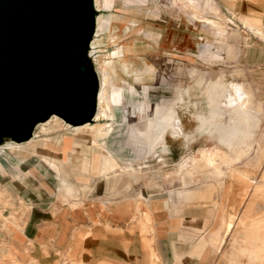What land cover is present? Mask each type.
<instances>
[{"label": "rangeland", "instance_id": "374dc122", "mask_svg": "<svg viewBox=\"0 0 264 264\" xmlns=\"http://www.w3.org/2000/svg\"><path fill=\"white\" fill-rule=\"evenodd\" d=\"M96 7L97 21L101 15L109 23L100 36L95 34V55H99V60L114 58L119 80L116 116L109 119L112 129L107 141L121 163L134 167L126 173L122 184L115 179L110 182L115 194L128 188L136 197L141 192H152L167 197L166 203L169 208L172 203L174 213L187 205H201L205 209L204 228L199 232L194 228L188 237L182 238L194 240L189 251L192 257L206 254L211 264H264V37L243 21L245 16L261 15L259 22L264 26V0H100V8L97 3ZM124 62L126 68L122 67ZM148 66L153 67L152 72L147 70ZM232 80L244 84L250 100L247 107L238 110L225 105L227 111L223 116L211 108L224 105V90ZM177 95L174 106L179 112L174 120L182 123L184 135L175 139L169 128V151L138 159L137 148L129 142L128 129L131 123L144 128L149 110L142 102L173 101ZM247 117L250 120H245ZM204 118L208 120L204 122ZM53 122L52 119L46 126ZM73 127L65 125L46 134L40 132L39 124L23 153L9 145L12 141L0 145V189L7 190L9 184L15 188L9 182V173L16 171L9 161L11 157L21 159V154L26 155L35 147L40 151L37 147L48 139L49 147L56 151L62 140L61 137L58 141L57 135L67 136L72 144L75 137L89 135L90 129L83 126L72 134ZM211 150L219 156L213 167L205 159ZM110 168V175L121 173L115 164L111 163ZM87 181L83 188L89 186ZM2 190L0 226L4 239L0 236V245L5 246L0 247V264H36L23 261L9 245V234L21 229L22 217H17L21 203L19 199L11 201L6 193L4 197ZM79 191L73 188L68 195ZM7 198L10 204L6 203ZM139 215L142 214L137 218ZM145 216L146 212L139 219L141 231L148 234L151 223ZM2 222L7 228L2 227ZM149 238L144 237L148 253Z\"/></svg>", "mask_w": 264, "mask_h": 264}, {"label": "crops", "instance_id": "0c3cea01", "mask_svg": "<svg viewBox=\"0 0 264 264\" xmlns=\"http://www.w3.org/2000/svg\"><path fill=\"white\" fill-rule=\"evenodd\" d=\"M259 18L262 20L261 15H250L243 21L246 26H252L249 28L254 33L264 37V26ZM31 140L19 143L22 146L17 148L20 153ZM37 148L40 150V145ZM32 153L38 151L32 148L26 155L21 154V159H9L16 170L9 173V182L14 183L15 188L9 184L7 192L11 201L19 199L21 205L17 217H22L21 229L9 234V242L23 261L36 264H150L144 237L154 235L152 245L159 258L158 264H211L206 254L192 257L189 251L194 240L182 239L188 237L195 226L203 224L201 218L205 209L201 205H187L174 213L172 203L170 208L166 203L167 197L141 192L148 197L154 228V232L145 234L141 231V220L137 218L140 196L130 193V188L115 194L116 189L110 183L112 179L103 177V168L94 173L90 166L83 174L79 167L82 159L75 155L72 161L61 162V178L68 179L80 190L69 196L33 162ZM15 178L22 179L25 187L20 188L13 181ZM86 179L89 186L83 188Z\"/></svg>", "mask_w": 264, "mask_h": 264}, {"label": "water", "instance_id": "95a60500", "mask_svg": "<svg viewBox=\"0 0 264 264\" xmlns=\"http://www.w3.org/2000/svg\"><path fill=\"white\" fill-rule=\"evenodd\" d=\"M97 15L95 0H0V145L29 141L54 115L94 121Z\"/></svg>", "mask_w": 264, "mask_h": 264}, {"label": "bare ground", "instance_id": "6f19581e", "mask_svg": "<svg viewBox=\"0 0 264 264\" xmlns=\"http://www.w3.org/2000/svg\"><path fill=\"white\" fill-rule=\"evenodd\" d=\"M190 1V0H189ZM192 2V1H191ZM96 3L98 7L100 6V0H96ZM193 4V2H192ZM195 4V3H194ZM100 8V7H99ZM100 14V12H99ZM109 20L104 18L103 16H98V24H97V30H96V36L100 34L105 28L108 27V22ZM252 27V26H249ZM253 30V29H252ZM100 36V35H99ZM98 39V38H97ZM97 44L96 38L92 42V47H91V52H90V61L93 64H96L95 68L99 74L100 77V91H99V97H98V103H97V112L95 114V120L97 121L95 123H87L85 125H82L83 127H87L90 129L89 135L85 136H79L78 138L74 139V142L72 144L71 139L69 140L67 136L65 135H57L56 139L59 141L60 138L62 137V140L60 141L61 143H58L59 149L55 151V149L50 148L48 141H45L42 143L40 146L42 147L40 151H38V154L43 155V157H37L34 156L33 162L37 164L47 175H50L55 183L58 184V188L64 189L66 194H70L73 191V188L76 189L74 186V183L72 184L71 181H68L66 178H61V173L59 170V164L65 161H72V159H75L73 156H78L77 159H82L81 165L79 166L80 169L83 172H87L89 170V167H92V172L96 173L100 171V169L103 168V177H105L106 180H110V178L113 181V178L118 182V183H123L126 179V173L130 172L134 167H128L126 165V162L121 163L120 159L118 158V155L110 148L108 145V136L110 135L111 132V123L109 119L115 118V113H114V105L117 102L116 97L117 94H119V88L117 86L118 84V71H117V65L115 63V60L112 56L105 58L104 60H99L98 56L95 55V45ZM106 50V49H104ZM108 54V53H107ZM212 54V53H211ZM118 59V57H117ZM98 62V63H97ZM120 63V62H119ZM118 63V64H119ZM152 64V63H151ZM124 66V67H123ZM154 66V65H153ZM123 68L127 67V64L124 62L122 65ZM121 67V68H122ZM145 67V66H144ZM132 68V67H131ZM140 69V68H139ZM148 71L153 70L152 66H148L147 68ZM146 70V71H147ZM155 70V69H154ZM126 71V70H125ZM145 71V70H144ZM124 72V71H123ZM135 72V71H134ZM139 72V70H138ZM152 72V71H151ZM148 73V72H147ZM146 73V74H147ZM150 73V72H149ZM134 74V73H133ZM137 74V73H136ZM125 75V74H124ZM150 75V74H149ZM134 77V76H133ZM204 81V80H202ZM221 81V80H220ZM228 81V80H227ZM134 83V82H133ZM202 83V82H201ZM205 83V82H204ZM141 84V83H140ZM204 85V84H203ZM149 99V98H148ZM154 99V98H153ZM179 99V96L177 95L173 101H167V102H156L154 104H151L149 101L145 100L142 102V104L147 106L149 112L147 113V120L146 123L144 124L143 127H138L137 125L131 123L129 126L128 132H129V142L133 145L134 149L137 148L138 152V159H143V157H147L149 155H152L156 152H162L165 153L169 151V144L167 141V136L166 133L169 128L172 129V136L173 138L177 139L179 136L184 135L183 132V126L181 122H175V118L178 116V109L177 107L174 106V102ZM223 99L225 100L224 105H214V108L212 107L211 109L217 111L218 113L223 114L224 112V106L228 107H236V110L238 108H244V106L247 107V103L250 100L249 93L246 91L245 86L243 83H240L238 80H235L231 82L230 86L227 87L224 90L223 94ZM211 104V102H210ZM252 105V104H251ZM210 107V106H209ZM245 107V108H246ZM146 108V107H145ZM146 108V109H147ZM199 108V106H198ZM197 108V109H198ZM234 109V108H233ZM212 110V111H213ZM229 110V109H228ZM208 111V110H207ZM214 111V112H215ZM227 111V110H225ZM242 111V110H241ZM254 111V110H253ZM202 112V111H201ZM213 112V113H214ZM232 112V111H231ZM237 112V111H236ZM210 113V112H209ZM216 113V112H215ZM229 113V112H228ZM234 113V112H233ZM240 113V112H238ZM246 113V112H244ZM252 113V112H251ZM204 114V113H203ZM243 114V113H242ZM205 115V114H204ZM218 117V114H216ZM227 115V114H226ZM245 115V114H244ZM202 116V115H201ZM211 116V115H210ZM224 116V114H223ZM236 116V115H235ZM242 116V115H241ZM249 116V113H248ZM215 117V116H214ZM216 117V118H217ZM239 117V116H238ZM246 117V116H245ZM212 118V117H211ZM219 118V117H218ZM240 118V117H239ZM238 118V120H239ZM53 119V124L52 126H46V123L51 121ZM214 119V118H213ZM221 119V118H220ZM223 119V118H222ZM244 119V118H243ZM248 119L245 118V120ZM51 120H48L47 122H43L40 124V132L42 133H49L52 130H56L58 128H63L65 125L67 127L71 126V124L65 123L60 117L57 115H54ZM208 119L204 118L203 121L206 122ZM211 120V119H209ZM225 120V119H224ZM230 120V119H229ZM236 120V118H235ZM250 120V118L248 119ZM104 121V122H102ZM215 121V120H214ZM219 121V120H218ZM222 121V120H220ZM211 122V121H210ZM224 122V121H222ZM233 122V120H232ZM239 122L236 120V123ZM209 123V122H207ZM214 123V122H212ZM217 124V122H215ZM234 123V122H233ZM247 123V122H245ZM65 124V125H64ZM220 124V123H219ZM225 124V123H224ZM238 124V123H237ZM242 124V123H241ZM205 126V123L203 124ZM212 124H209V126ZM221 125V124H220ZM82 126H75L74 130H72V134L76 133L79 131V128ZM128 126V125H127ZM215 126V125H214ZM217 126V125H216ZM215 126V127H216ZM212 127V126H211ZM222 127V126H221ZM219 126V129L221 128ZM240 127V126H239ZM235 130V128H233ZM237 129V128H236ZM240 129V128H239ZM64 130V129H63ZM243 130V129H242ZM70 131V130H69ZM68 131V132H69ZM88 131V130H87ZM217 131V130H216ZM39 132V131H38ZM67 132V131H66ZM218 132V131H217ZM232 132V131H231ZM234 132V131H233ZM37 134V132L35 133ZM233 133H231L232 135ZM228 135V134H227ZM241 135V134H240ZM39 136V135H38ZM234 136V135H233ZM45 137V136H44ZM49 137V136H48ZM121 137V136H120ZM232 137V136H231ZM40 138V137H39ZM51 138V137H50ZM225 138V137H224ZM233 138V137H232ZM42 140V141H43ZM115 140V139H114ZM122 140V139H121ZM9 141L8 138L5 139V142ZM71 141V144H70ZM16 143V142H15ZM40 143V140H39ZM106 143V144H105ZM110 143V142H109ZM264 143V142H263ZM38 144V143H37ZM223 144V143H222ZM221 144V146H222ZM238 144V143H237ZM12 148L17 147L20 148L22 147L21 144L16 143H10L9 144ZM225 145V144H224ZM25 146V145H24ZM114 146V145H113ZM217 146V145H216ZM238 146V145H237ZM101 147V148H100ZM119 147V146H118ZM125 147V146H124ZM223 147V146H222ZM244 147V146H243ZM31 148V147H30ZM118 149V148H117ZM216 149V148H215ZM217 149H223V148H217ZM24 150V149H23ZM207 150V149H206ZM225 150V149H224ZM72 151V152H69ZM28 152V151H27ZM69 153V154H68ZM201 153V151H200ZM225 153V152H224ZM33 154V153H32ZM226 154V153H225ZM141 155V156H140ZM203 155V154H202ZM140 156V158H139ZM215 150H211L206 154V163L209 166H215L216 161L218 158L216 157ZM222 156V155H221ZM243 156V155H242ZM31 157V156H30ZM45 157V158H44ZM219 157V156H218ZM25 158V157H24ZM121 158V156H120ZM202 158V157H201ZM222 158V157H221ZM71 159V160H70ZM104 159V161H103ZM193 161L194 159L191 158ZM197 159H195L196 161ZM199 160V159H198ZM5 161V160H4ZM27 160H24V162ZM187 161V160H186ZM193 162V166L196 167L197 163ZM203 161V160H202ZM132 165L134 164L132 161H128ZM198 162V161H197ZM104 163V164H103ZM111 163L117 166V169L121 173H114L113 175H110V165ZM140 163V162H138ZM203 163V162H202ZM186 164V163H184ZM183 164V166H184ZM191 164V163H190ZM199 164V163H198ZM31 165V164H30ZM62 165V164H61ZM188 165V164H187ZM1 166V165H0ZM207 166V165H206ZM23 167V166H22ZM182 167V166H181ZM185 167V166H184ZM187 167V166H186ZM208 167V166H207ZM24 168V167H23ZM202 168V167H201ZM4 169V168H3ZM64 169V168H62ZM182 169V168H181ZM184 170V169H182ZM210 170V169H209ZM181 171V170H180ZM75 172V171H74ZM176 172V171H175ZM174 172V173H175ZM186 172V171H185ZM216 172V171H215ZM30 173V172H29ZM65 173V172H64ZM173 173V172H172ZM178 173V172H176ZM210 173V172H208ZM27 174V173H26ZM68 174V173H67ZM74 174V173H73ZM195 174V173H194ZM177 175V174H176ZM176 175H174L176 177ZM213 175V174H212ZM73 176V175H72ZM71 176V177H72ZM198 176V175H197ZM19 177V175H18ZM167 177V176H166ZM169 177V176H168ZM173 177V176H172ZM171 177V178H172ZM20 178H15L13 181L20 187L23 188L25 187V184L22 182L23 180ZM174 179V177H173ZM172 179V181H173ZM176 179V178H175ZM22 180V181H21ZM72 180V179H71ZM169 180V179H168ZM47 181V180H46ZM171 181V180H170ZM251 181V180H250ZM253 184V182L251 183ZM254 185H252L253 187ZM9 189V188H7ZM2 190V189H0ZM4 191V192H3ZM62 191V190H61ZM6 195L11 199V196L8 194L7 190L3 189L1 191V194L5 197ZM54 193V192H53ZM59 193V191H58ZM14 194V193H12ZM192 194V193H190ZM56 195V193H55ZM60 195V194H59ZM262 195V194H261ZM183 197V196H182ZM9 198H7L6 203L10 204ZM262 198V197H261ZM140 200L138 202V211L142 214L139 215V218L143 216V213L146 212L145 219L147 222L151 223L150 229L151 233L154 232V228L152 226V215L151 211L148 206V198L146 195L142 194L139 198ZM264 200V198H262ZM38 201V200H36ZM48 201V200H47ZM45 202V200H44ZM247 202V201H246ZM43 203V202H42ZM37 204V203H35ZM71 204V203H70ZM251 207L253 204L251 203ZM29 208V205L27 206V209ZM155 217V216H154ZM192 218V217H191ZM195 218V217H194ZM203 221V224L200 227H196L195 229L199 232L201 228H204L205 226V221L203 218H201ZM155 221V220H154ZM2 227L7 228L5 222H2ZM163 228V227H161ZM1 229V226H0ZM158 229V227H157ZM10 231V230H9ZM160 231V230H159ZM1 234L2 240L4 239L3 236V230L1 229ZM11 232V231H10ZM14 233V232H13ZM161 233V232H160ZM165 235V234H164ZM154 236V235H153ZM149 238L148 240V247L150 250L149 256H150V264H157V260L159 259L157 257V254L155 253V248L153 247L152 243L154 240V237ZM161 236V235H159ZM160 238V237H159ZM1 242V241H0ZM2 243V242H1ZM33 243V242H32ZM2 246H5V244H1ZM0 245V247H2ZM9 245L10 242H9ZM2 254L0 253V260L2 259Z\"/></svg>", "mask_w": 264, "mask_h": 264}]
</instances>
